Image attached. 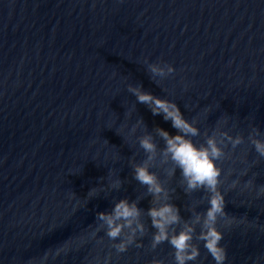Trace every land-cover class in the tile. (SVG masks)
<instances>
[{
  "label": "water",
  "instance_id": "95a60500",
  "mask_svg": "<svg viewBox=\"0 0 264 264\" xmlns=\"http://www.w3.org/2000/svg\"><path fill=\"white\" fill-rule=\"evenodd\" d=\"M153 63L175 72L153 76ZM129 86L174 101L197 145L223 140L220 191L237 219L217 224L225 264H264V157L251 143L264 140V0H0V264H175L168 242L152 248L148 210L164 203L181 217L169 234L191 224L198 237L209 193L186 191L157 132L177 130ZM147 135L167 194L155 205L134 172ZM124 199L142 210L144 232L120 253L113 245L132 230L111 240L96 217ZM193 242L189 264H215Z\"/></svg>",
  "mask_w": 264,
  "mask_h": 264
},
{
  "label": "clouds",
  "instance_id": "9594fccd",
  "mask_svg": "<svg viewBox=\"0 0 264 264\" xmlns=\"http://www.w3.org/2000/svg\"><path fill=\"white\" fill-rule=\"evenodd\" d=\"M147 63V60L145 61ZM148 70L153 76L163 77L175 72L171 65L161 67L158 64H148ZM139 103L150 106L153 115L163 114L165 120L172 122V127L177 130L176 135H172L167 130L158 128L157 132L165 140L164 155L167 156L177 168L181 170V175L186 183V191L191 192L197 189H203L209 193L207 211L201 216L196 217L195 223L201 224L200 233L195 236V227L191 224L179 232L173 231L169 234V229L180 223L181 217L179 209L171 204L164 203L159 206H153L148 210V216L151 217L152 226L157 230L152 239V248L168 242L174 249L175 264H189L196 261L200 256V247L194 243L195 239L204 242V248L212 256L215 264H225L227 260V249L221 245L224 233L218 229L219 221H225L226 225L231 226L237 223L235 217H229L225 211L226 201L224 194L220 191L221 175L223 169L218 166V161L225 157L223 140H217L215 135L208 136L204 144L197 145L192 137L200 135L199 129L194 126L192 121L186 119L180 110V107L171 100L161 99L152 93L142 90V87L129 86ZM259 134V130H255ZM223 136L229 140L232 147L235 148L243 143L242 137L233 139L224 133ZM251 143L255 151L264 157V140L251 138ZM141 148L148 153V159L143 164H138L134 168L135 179L147 187L148 193L154 197L155 202L160 199H167V194L163 185L159 182L157 175L150 170L148 161L154 158L157 150L151 135H147L140 140ZM175 169H173V173ZM239 181H234L232 187L235 188ZM117 181L114 187H119ZM246 188H252V181L245 184ZM96 189H93L89 196L95 195ZM258 195H264V185L260 186ZM142 210L137 202H129L127 199L120 200L115 204L111 212H100L96 219L102 222L101 226L106 229V235L111 240H117L121 237L125 228L132 230L131 235L120 243L113 245L117 252L123 253L134 242L137 231L143 233L144 225L140 221ZM202 221V223H201ZM99 231V229H96ZM141 247V245H137ZM152 264H163V261L154 260Z\"/></svg>",
  "mask_w": 264,
  "mask_h": 264
}]
</instances>
